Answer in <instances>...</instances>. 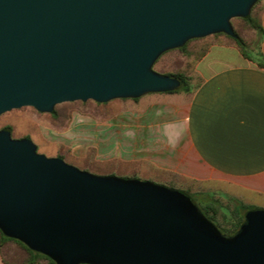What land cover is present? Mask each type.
Segmentation results:
<instances>
[{"label": "water", "instance_id": "95a60500", "mask_svg": "<svg viewBox=\"0 0 264 264\" xmlns=\"http://www.w3.org/2000/svg\"><path fill=\"white\" fill-rule=\"evenodd\" d=\"M259 0H0V115L180 87L165 51L234 36ZM0 230L55 264H264V210L223 234L183 191L94 173L0 129Z\"/></svg>", "mask_w": 264, "mask_h": 264}, {"label": "crops", "instance_id": "0c3cea01", "mask_svg": "<svg viewBox=\"0 0 264 264\" xmlns=\"http://www.w3.org/2000/svg\"><path fill=\"white\" fill-rule=\"evenodd\" d=\"M264 30V0L260 3ZM254 52L264 55V34ZM221 38L198 60L191 92L114 99L93 123L95 163L127 168L190 192L230 196L264 209V67ZM120 169V170H122ZM119 172V171H117ZM0 264H5L0 254Z\"/></svg>", "mask_w": 264, "mask_h": 264}, {"label": "trees", "instance_id": "16d2710c", "mask_svg": "<svg viewBox=\"0 0 264 264\" xmlns=\"http://www.w3.org/2000/svg\"><path fill=\"white\" fill-rule=\"evenodd\" d=\"M260 3L259 0L251 9L250 14L245 18H233L231 20L234 36L227 35L225 33H216L208 35L202 38H194L188 40L183 46L174 48L162 53L159 58L155 61L153 69L163 75H170L180 80V87L166 91L165 93L173 92H191L192 86L190 82V76L198 60L207 52L213 42H220L221 38H225L227 42L236 46L243 56L247 58H256L257 60H264V55L259 51L254 52L251 49L252 38L246 37L243 32L250 30L252 34L256 35L258 41L264 34L263 25L260 17ZM239 19L242 21L241 27L234 24V20ZM244 28V29H243ZM167 55V56H166ZM165 57V59H164ZM164 59L165 63L168 64L167 69H157L156 65ZM168 61V62H167ZM261 67H264L263 62H259ZM141 97L138 98H124L119 99L122 101H134L137 102ZM113 100L99 103L93 100L87 101H72L63 102L57 104L52 113H47L46 116L50 125L57 131H62L66 128L67 123L71 119V114L76 111L80 114H85L95 118H104L102 114L109 110ZM37 111V110H36ZM43 113V112H38ZM107 114V113H106ZM5 129L11 132L10 126H5ZM28 137V136H27ZM65 160L63 155H56ZM112 170L106 172H117L120 171V166L109 165ZM112 174V173H110ZM136 172H133L131 178H137ZM169 187L177 188L191 197L193 202L201 209L203 214L217 226V228L226 235H233L244 220V216L247 212H239L236 209L234 202H238V199L228 196L226 205L220 203L222 196L212 194L211 201L202 202L198 204L195 202L192 196L205 195V192H198L193 194L190 192L189 186L181 178H172L167 183H162ZM208 194V193H207ZM224 199V198H223ZM24 251V252H23ZM0 254L5 264H55V262L47 257L46 255L34 251L23 242L5 236L0 230Z\"/></svg>", "mask_w": 264, "mask_h": 264}, {"label": "rangeland", "instance_id": "374dc122", "mask_svg": "<svg viewBox=\"0 0 264 264\" xmlns=\"http://www.w3.org/2000/svg\"><path fill=\"white\" fill-rule=\"evenodd\" d=\"M234 24L241 27L242 21L235 19ZM243 33L246 37L252 38L251 49L253 50L258 44L257 36L252 34L250 30H246ZM164 59L156 65L157 69L161 70L168 68V64H164ZM106 113L105 115L102 114V117L111 114L112 110H108ZM46 116L49 115L47 113L40 114L31 106H22L11 109L0 115V129L5 126H10L12 137L21 138L28 136L37 145L38 152L47 156H56L58 154L63 155L66 162L81 169L100 174L112 173L113 175L121 177H130L132 175L128 174L129 172L127 171L129 170L125 167L119 172H106L112 170L109 166L110 163H95L93 159H91L89 155L90 149L87 147L89 143H93L94 141V126L86 117L87 115L73 111L71 119L67 123L66 128L62 131L55 130L50 125ZM135 175L139 179L150 180L159 184L163 183L152 177L145 176L142 173H136ZM192 197L195 202L202 204V202L211 201L212 194L206 193L205 195H195ZM226 198V196H222V198L218 199H220L222 205H226ZM234 205L240 213L246 210L260 209L258 208V205L246 203L242 200H238L237 203L234 202Z\"/></svg>", "mask_w": 264, "mask_h": 264}]
</instances>
